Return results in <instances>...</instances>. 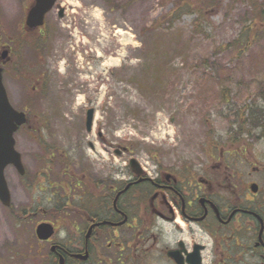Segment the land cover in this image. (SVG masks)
<instances>
[{
  "label": "rangeland",
  "instance_id": "1",
  "mask_svg": "<svg viewBox=\"0 0 264 264\" xmlns=\"http://www.w3.org/2000/svg\"><path fill=\"white\" fill-rule=\"evenodd\" d=\"M21 1L0 0L12 9L14 28H20ZM58 2L66 19L59 20L57 9L50 15L45 52L36 39L24 46V103L13 105L28 116L15 138L29 177L6 170L12 207L0 202V264H58L52 245L38 241L37 226L52 223L55 243L77 245L85 217L73 210L85 197L80 203L75 187L99 194L102 176L134 174L131 160L149 173L186 168L198 177L209 155L220 154L212 146L230 151L239 140L238 149L250 152L247 162L264 163V134L247 126L255 124L249 107L263 104L264 0ZM56 29L64 36H54ZM240 36H249L244 47H227ZM43 65L55 79L42 96L34 88ZM90 108L96 111L92 133L86 131ZM50 151L60 160L54 174L44 166ZM58 194L66 200L58 211L42 212L54 209ZM155 225L144 217L147 236ZM159 227L156 251L143 249L135 235L131 248L140 245L141 253L125 264H167L163 250L177 236L173 226ZM105 246L99 242L90 264H120L109 260Z\"/></svg>",
  "mask_w": 264,
  "mask_h": 264
},
{
  "label": "flooded vegetation",
  "instance_id": "2",
  "mask_svg": "<svg viewBox=\"0 0 264 264\" xmlns=\"http://www.w3.org/2000/svg\"><path fill=\"white\" fill-rule=\"evenodd\" d=\"M35 2L36 0L20 2L21 15L17 17L20 28L13 27L12 9L0 4V68L12 105L24 103L26 41L36 39L40 42L38 49L44 53L49 36L47 30L50 15L57 9L59 20L66 19L67 11L61 10L58 2L45 16L43 27L31 28L27 20ZM54 36L59 39L64 35L56 29ZM54 79L55 73L50 76L43 65L36 79L35 91L45 95L54 85ZM15 109L24 112L18 107ZM249 115L250 118L254 116ZM256 128V131L264 134V127ZM246 134L249 133L244 132L242 136ZM239 142L234 140L230 151H226L224 147L212 146L211 149L214 152L220 150V154L209 155L210 161L202 167L198 177L189 176L186 168L185 171H180L156 167L149 173L138 164L134 174L128 177L108 179V176H102L99 182L102 185H95L99 194L93 195L91 190L76 186L74 192L79 193L80 203H83L81 198L85 197V207H78L73 211L88 217L82 231L83 237L77 245L69 246H60L51 240L49 243L58 246L52 253L54 260L63 256L65 264H82L83 261L75 259L74 255L88 252L90 257L86 264H89L96 249L99 252V242L102 241L106 244V252L111 254L109 260L115 257V262L125 264L131 261L132 255L141 253L140 245L131 248L136 237L137 244L142 243L143 249L156 251L160 244L157 243V231H161L159 223H166L173 226L172 233L177 236L175 240H169L170 244L163 250L167 264H264V163L247 162L246 156L250 152L248 147L238 149L236 145ZM91 147L93 148L92 144ZM125 152L130 153V150ZM48 153L50 154H43L44 160L47 157L49 159L44 161V166L48 173L54 174V165L60 160L55 162L54 152ZM116 155L121 156L122 153L119 154L117 150ZM225 156L228 159L226 162ZM229 164L233 166L232 172ZM42 175H46V172ZM26 177H29L27 169L23 178ZM58 197L59 194L53 198V210L42 212L56 213L60 205ZM69 203L68 201L67 205ZM144 217L155 220L156 225L149 230V236L142 228ZM125 219L127 222L120 225ZM90 228L93 229L87 241L86 234L90 232ZM128 235L130 239L124 240ZM196 237L201 239L196 240Z\"/></svg>",
  "mask_w": 264,
  "mask_h": 264
},
{
  "label": "water",
  "instance_id": "3",
  "mask_svg": "<svg viewBox=\"0 0 264 264\" xmlns=\"http://www.w3.org/2000/svg\"><path fill=\"white\" fill-rule=\"evenodd\" d=\"M57 0H36V4L30 11L27 24L31 28H38L44 25V19L50 12ZM95 118V109H90L87 112L86 130L92 132ZM27 117L25 113L16 111L8 99L6 89L3 85L2 70L0 69V201L3 206L10 208L12 205V196L9 185L6 179L5 171L8 167L14 166L20 175L25 174V168L22 164V157L16 150L15 133L19 128L25 125ZM120 154V151H118ZM132 167H137L136 160L131 161ZM127 219L122 223H126ZM90 232L87 235V240L90 238ZM55 234V229L48 223L39 225L36 229V236L39 241H48ZM56 247L52 248L54 251ZM77 259L87 261L89 254L76 255ZM60 264H64V259L61 257Z\"/></svg>",
  "mask_w": 264,
  "mask_h": 264
},
{
  "label": "trees",
  "instance_id": "4",
  "mask_svg": "<svg viewBox=\"0 0 264 264\" xmlns=\"http://www.w3.org/2000/svg\"><path fill=\"white\" fill-rule=\"evenodd\" d=\"M249 36H240L236 41H234L233 43L227 45V47L229 48H238V46H242L244 45V42L248 41ZM244 47V46H242ZM263 100V104L260 107H249V113L254 114V116L252 117L256 122L257 125H260L261 127H264V94L260 97ZM259 127V126H258ZM21 219V218H20Z\"/></svg>",
  "mask_w": 264,
  "mask_h": 264
},
{
  "label": "bare ground",
  "instance_id": "5",
  "mask_svg": "<svg viewBox=\"0 0 264 264\" xmlns=\"http://www.w3.org/2000/svg\"><path fill=\"white\" fill-rule=\"evenodd\" d=\"M60 246H66V245H63V244H60V243H58ZM69 246V245H68ZM58 246H56V248H57ZM61 257H63V256H60L59 257V260H56V261H58V264H60V260H61ZM63 259H64V257H63Z\"/></svg>",
  "mask_w": 264,
  "mask_h": 264
}]
</instances>
